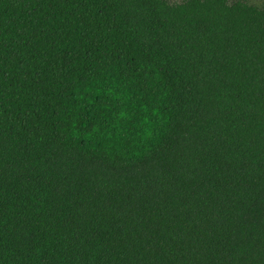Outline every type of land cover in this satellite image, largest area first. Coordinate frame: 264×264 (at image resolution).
I'll list each match as a JSON object with an SVG mask.
<instances>
[{
	"label": "trees",
	"instance_id": "16d2710c",
	"mask_svg": "<svg viewBox=\"0 0 264 264\" xmlns=\"http://www.w3.org/2000/svg\"><path fill=\"white\" fill-rule=\"evenodd\" d=\"M0 264H264V4L0 0Z\"/></svg>",
	"mask_w": 264,
	"mask_h": 264
},
{
	"label": "rangeland",
	"instance_id": "374dc122",
	"mask_svg": "<svg viewBox=\"0 0 264 264\" xmlns=\"http://www.w3.org/2000/svg\"><path fill=\"white\" fill-rule=\"evenodd\" d=\"M250 1L255 4H264V0H250Z\"/></svg>",
	"mask_w": 264,
	"mask_h": 264
}]
</instances>
